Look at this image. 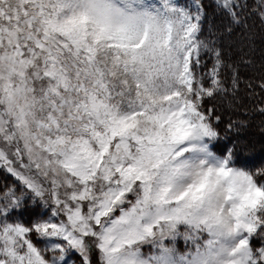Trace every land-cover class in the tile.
Instances as JSON below:
<instances>
[{"label":"snow or ice","instance_id":"6c2138e0","mask_svg":"<svg viewBox=\"0 0 264 264\" xmlns=\"http://www.w3.org/2000/svg\"><path fill=\"white\" fill-rule=\"evenodd\" d=\"M212 3L205 33L203 0H0V264H264V166L217 155L204 106L264 0Z\"/></svg>","mask_w":264,"mask_h":264},{"label":"trees","instance_id":"16d2710c","mask_svg":"<svg viewBox=\"0 0 264 264\" xmlns=\"http://www.w3.org/2000/svg\"><path fill=\"white\" fill-rule=\"evenodd\" d=\"M203 3L207 11V32L212 25L222 28L225 22L223 15L218 14L211 0H203ZM230 41L233 46L226 49V59L231 57L232 61H237L241 55L237 48L243 46L244 59L250 63L239 64V82L235 89L231 87V73L226 71L224 83L228 91L214 99H206L204 106L214 107L216 116L220 118L218 123L214 122L219 134L215 151L224 154L227 149H234L236 166L256 172L264 166V114L259 111L264 108V91L259 87L264 80V25L252 16L247 21V30L237 28Z\"/></svg>","mask_w":264,"mask_h":264},{"label":"rangeland","instance_id":"374dc122","mask_svg":"<svg viewBox=\"0 0 264 264\" xmlns=\"http://www.w3.org/2000/svg\"><path fill=\"white\" fill-rule=\"evenodd\" d=\"M149 2L153 3V4H158L159 0H149ZM176 2L183 7H187L190 9L193 7V0H176ZM205 32H207L206 29H205ZM208 63L210 66V61ZM216 144H217V140L214 141L210 145V147L217 155H221L215 151ZM224 154H226V153H224ZM234 164H235V162H234ZM235 166H236V164H235ZM239 167H241V166H239ZM0 178L2 180V181H0V187L1 188H4V186H6V185L10 186V185L16 184L15 178L12 177L10 174H7L6 172L2 171V170H0ZM5 181H8V182L4 183ZM45 212H46V210L43 209L42 206H40L39 204H33L31 198L26 197L24 206L21 209L15 210L12 213V215H13V217H18L19 219H21L25 222H28V221H31L32 219H34L38 216L45 214ZM30 214L32 215L31 218H29ZM253 244H259V241L254 240ZM178 247L181 249H183L185 247L184 242L182 240L178 241ZM69 259L71 262H73V264H79L80 258L78 256V254H76L74 252L71 253Z\"/></svg>","mask_w":264,"mask_h":264},{"label":"clouds","instance_id":"9594fccd","mask_svg":"<svg viewBox=\"0 0 264 264\" xmlns=\"http://www.w3.org/2000/svg\"><path fill=\"white\" fill-rule=\"evenodd\" d=\"M224 243H225V245H227V243H228V242H227V241H225Z\"/></svg>","mask_w":264,"mask_h":264}]
</instances>
